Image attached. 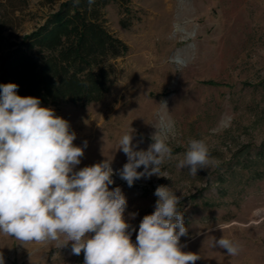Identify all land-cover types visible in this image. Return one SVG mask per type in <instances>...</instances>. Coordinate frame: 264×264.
<instances>
[{
  "label": "rangeland",
  "instance_id": "1",
  "mask_svg": "<svg viewBox=\"0 0 264 264\" xmlns=\"http://www.w3.org/2000/svg\"><path fill=\"white\" fill-rule=\"evenodd\" d=\"M15 1L23 5L15 13L20 37L60 3ZM103 12L107 29L128 45L113 59L109 92L87 104L41 101L69 122L74 145L84 149L74 171L101 163L91 154L109 149V190L119 187L126 197L133 243L163 185L182 197L187 234L180 244L200 257L196 264H264V0H113ZM156 127L169 132L172 159L161 165L167 177L129 187L117 172L127 163L119 141L131 133L135 149L147 150ZM191 139H203L214 161L196 176L177 167ZM222 236L239 246L237 255L216 246ZM0 254L5 264H84L71 242L22 244L3 233Z\"/></svg>",
  "mask_w": 264,
  "mask_h": 264
},
{
  "label": "clouds",
  "instance_id": "2",
  "mask_svg": "<svg viewBox=\"0 0 264 264\" xmlns=\"http://www.w3.org/2000/svg\"><path fill=\"white\" fill-rule=\"evenodd\" d=\"M17 88L15 83L0 84V233L22 244L57 242L65 247L71 242L74 255L83 252L84 264L200 260L197 254L182 251L180 238L187 227L178 209L181 196L158 186L154 212L142 218L133 243L136 229L124 217L126 197L119 187L109 190L114 183L111 160L74 171L84 149L74 145L76 135L69 122L42 107L39 98L17 95ZM157 129L147 150L135 149L131 133L119 141L127 163L117 172L129 187L141 178L167 177L161 165L172 159L169 132ZM212 164L205 141L191 139L177 167L196 176ZM141 167L143 171H137ZM215 244L229 255L239 252V246L223 236ZM0 264H5L2 254Z\"/></svg>",
  "mask_w": 264,
  "mask_h": 264
},
{
  "label": "trees",
  "instance_id": "3",
  "mask_svg": "<svg viewBox=\"0 0 264 264\" xmlns=\"http://www.w3.org/2000/svg\"><path fill=\"white\" fill-rule=\"evenodd\" d=\"M110 1L60 0L43 24L20 37L15 13L23 5L9 0L10 10L0 8V84L15 83L17 95L48 104L102 100L113 83V59L128 51L105 25Z\"/></svg>",
  "mask_w": 264,
  "mask_h": 264
},
{
  "label": "bare ground",
  "instance_id": "4",
  "mask_svg": "<svg viewBox=\"0 0 264 264\" xmlns=\"http://www.w3.org/2000/svg\"><path fill=\"white\" fill-rule=\"evenodd\" d=\"M109 153H110L109 149L106 148L101 153L93 152L92 154L91 153L90 154H91L93 160L103 162L105 159H109V157H108Z\"/></svg>",
  "mask_w": 264,
  "mask_h": 264
}]
</instances>
